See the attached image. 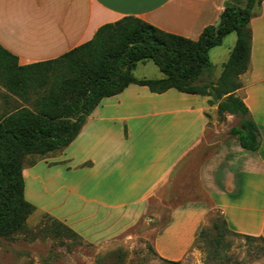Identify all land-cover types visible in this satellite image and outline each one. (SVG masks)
<instances>
[{
  "label": "crops",
  "instance_id": "0c3cea01",
  "mask_svg": "<svg viewBox=\"0 0 264 264\" xmlns=\"http://www.w3.org/2000/svg\"><path fill=\"white\" fill-rule=\"evenodd\" d=\"M226 2L0 0V45L18 58L20 66L48 62L91 41L102 26L126 17L197 41L205 28L219 25ZM251 28V68L242 77L246 84L238 92H243V101L261 133V147L249 152L233 138L215 143L201 167V180L213 209L224 216L230 230L264 238V0ZM218 72L214 66L217 78ZM23 106L0 87L1 115ZM207 112V97L174 89L155 94L147 87L131 85L104 99L67 149L24 169L25 198L36 205L29 199L28 182L41 181L46 191L44 178L56 169L67 178L65 183L58 181L64 184L61 188L76 197L75 216L95 220L101 208H110L126 222L124 232L146 215L149 201L202 146L209 125ZM210 210L203 203L202 207L176 209L154 241L156 252L171 260L184 258ZM113 213H106V219Z\"/></svg>",
  "mask_w": 264,
  "mask_h": 264
},
{
  "label": "trees",
  "instance_id": "16d2710c",
  "mask_svg": "<svg viewBox=\"0 0 264 264\" xmlns=\"http://www.w3.org/2000/svg\"><path fill=\"white\" fill-rule=\"evenodd\" d=\"M262 3L263 0H227L219 25L205 28L197 41L126 17L102 26L88 43L48 62L20 66L18 58L0 45V83L24 104L0 116V238L23 233L29 218L37 212L25 198L24 169L67 149L101 102L131 85L147 87L155 94L174 89L213 97L212 104L218 106L219 113L240 117L231 136L243 150L257 152L261 133L237 92L242 88L240 77L251 68V21L261 14ZM233 33L237 41L219 79L210 85L194 86L204 74L214 75L210 51L222 46ZM150 61L163 78H136L137 66ZM43 218L50 223L47 231L81 239L49 214L43 213ZM224 224L232 234L239 235L230 230L226 221ZM209 235L202 229L194 247L201 240L202 245L207 244ZM243 237L264 242V238Z\"/></svg>",
  "mask_w": 264,
  "mask_h": 264
},
{
  "label": "rangeland",
  "instance_id": "374dc122",
  "mask_svg": "<svg viewBox=\"0 0 264 264\" xmlns=\"http://www.w3.org/2000/svg\"><path fill=\"white\" fill-rule=\"evenodd\" d=\"M236 41L237 36L233 33L224 39L222 46L211 52L213 66H218L219 72H222V63L228 61ZM134 75L150 80L163 77L151 61L140 63ZM244 75L240 77L242 88L246 84L245 79H242ZM219 77L204 74L193 85H210L216 83ZM237 95L243 98L242 91L237 92ZM207 98L209 125L204 143L178 168L170 184L149 201L147 213L138 223L122 232L126 222L106 207L101 208L95 220L75 216L72 210L76 197L68 188H61L67 178L54 169L47 176L50 178H44L48 182L46 191L41 181L28 182L29 199L36 204L37 212L29 218L23 233L11 238H0V264H264V242L247 239L242 234H232L224 224V216L213 209L203 186L202 165L212 154L215 143L236 139L230 132L240 123L238 115L219 113L218 106L212 104L213 97ZM202 203L211 209L200 229L209 232V242L202 245L201 240L181 260L160 256L154 248V241L172 221L173 212L187 205L202 207ZM44 212L65 223L81 239L66 234L57 236L47 231L50 223L44 220ZM109 212L114 213L106 219V213Z\"/></svg>",
  "mask_w": 264,
  "mask_h": 264
}]
</instances>
